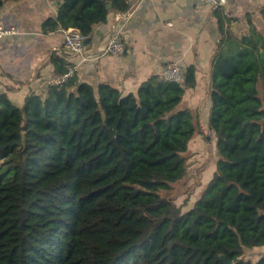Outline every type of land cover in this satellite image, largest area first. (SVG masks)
I'll return each instance as SVG.
<instances>
[{
  "label": "trees",
  "instance_id": "1",
  "mask_svg": "<svg viewBox=\"0 0 264 264\" xmlns=\"http://www.w3.org/2000/svg\"><path fill=\"white\" fill-rule=\"evenodd\" d=\"M0 0V9L6 2ZM129 0H63L44 32L88 39ZM222 9V8H221ZM264 23V6L260 10ZM216 10L221 39L209 84L216 171L182 212L174 184L201 122L183 100L194 65L174 83L153 75L137 93L73 77L22 107L0 93V264H264V24L238 36ZM65 55H70L64 51ZM59 75L73 65L55 57ZM206 131V130H205Z\"/></svg>",
  "mask_w": 264,
  "mask_h": 264
},
{
  "label": "crops",
  "instance_id": "2",
  "mask_svg": "<svg viewBox=\"0 0 264 264\" xmlns=\"http://www.w3.org/2000/svg\"><path fill=\"white\" fill-rule=\"evenodd\" d=\"M62 1L18 0L6 2L0 9V22L16 25L20 31L0 39V93H7L19 107L30 94H44L48 82L59 75L55 57L64 50L63 35L58 30L46 33L43 25L47 19L57 17ZM263 6L264 0H228L220 11L227 19L226 28L241 36L251 25L263 28ZM130 8V17L111 11L107 23L94 28L82 55H67L73 64L70 67H76L79 83L95 88L108 83L125 94H136L149 78L160 76L164 67L179 65L185 70L194 65L197 84L187 89L184 100L189 91L209 86L221 39L215 10L198 0H131ZM115 26L114 36L125 48L123 55L102 50ZM209 111L210 102L208 116ZM262 254L264 247L254 248L247 251L246 259L257 261Z\"/></svg>",
  "mask_w": 264,
  "mask_h": 264
},
{
  "label": "rangeland",
  "instance_id": "3",
  "mask_svg": "<svg viewBox=\"0 0 264 264\" xmlns=\"http://www.w3.org/2000/svg\"><path fill=\"white\" fill-rule=\"evenodd\" d=\"M209 102L208 85H202L198 92L189 91L183 102V106L192 105L196 107L195 109L192 107V110L195 114L198 113L201 128L191 140L185 154L187 173L182 180L174 184L173 197L175 204L181 207L182 212H186L194 206L216 171L219 156L216 148V137L209 130V116L207 115ZM12 165L10 160L0 163V183H7L12 179L14 174Z\"/></svg>",
  "mask_w": 264,
  "mask_h": 264
},
{
  "label": "built area",
  "instance_id": "4",
  "mask_svg": "<svg viewBox=\"0 0 264 264\" xmlns=\"http://www.w3.org/2000/svg\"><path fill=\"white\" fill-rule=\"evenodd\" d=\"M53 0H48V3H52ZM201 4L209 5L213 10L223 9L227 6L228 0H198ZM131 3V0H129ZM132 14L131 8L124 14L126 17H130ZM58 31L63 35V45L64 50L59 52L58 54L65 58L64 51L73 55V57H79L83 54L85 49V40L87 39L80 30L76 28H68L63 29L60 28ZM20 33L19 29L16 25L4 26L0 22V39H4L7 37H13ZM103 52L112 54V55H123L125 53V48L121 41L117 37L111 38L102 49ZM76 72V67L72 66L68 68V72L62 75H57L53 77L49 82L48 85H63L65 84L69 78L73 77ZM184 70L181 69L179 65H170L164 67L162 69L160 77L169 82L174 83H181L183 81Z\"/></svg>",
  "mask_w": 264,
  "mask_h": 264
},
{
  "label": "water",
  "instance_id": "5",
  "mask_svg": "<svg viewBox=\"0 0 264 264\" xmlns=\"http://www.w3.org/2000/svg\"><path fill=\"white\" fill-rule=\"evenodd\" d=\"M120 15H121V14H120ZM121 16H122V15H121ZM115 30H116V26H115V29H114V31H113V33H112L111 38H113L114 33H115ZM90 42H91V38H88V39L85 40V44H89ZM219 259H220L224 264H233L231 261H229V260L226 258V256H225L224 254H220V255H219Z\"/></svg>",
  "mask_w": 264,
  "mask_h": 264
}]
</instances>
